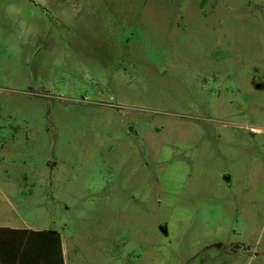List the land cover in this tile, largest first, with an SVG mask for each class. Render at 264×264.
I'll return each mask as SVG.
<instances>
[{"label":"rangeland","instance_id":"rangeland-1","mask_svg":"<svg viewBox=\"0 0 264 264\" xmlns=\"http://www.w3.org/2000/svg\"><path fill=\"white\" fill-rule=\"evenodd\" d=\"M24 224L74 264H264V0H0Z\"/></svg>","mask_w":264,"mask_h":264},{"label":"trees","instance_id":"trees-1","mask_svg":"<svg viewBox=\"0 0 264 264\" xmlns=\"http://www.w3.org/2000/svg\"><path fill=\"white\" fill-rule=\"evenodd\" d=\"M0 264H65L62 235L0 227Z\"/></svg>","mask_w":264,"mask_h":264},{"label":"crops","instance_id":"crops-1","mask_svg":"<svg viewBox=\"0 0 264 264\" xmlns=\"http://www.w3.org/2000/svg\"><path fill=\"white\" fill-rule=\"evenodd\" d=\"M7 228H11V229H15V230L27 229V230H33V231H44L45 230V229L43 230V229L33 228V227L27 226L25 224L23 226H21V227H7ZM45 231H51V230H45ZM62 248H63L64 263L65 264H74V263H72L73 260L72 259L70 260L67 257L66 249H65V246H64V243H63V238H62Z\"/></svg>","mask_w":264,"mask_h":264},{"label":"clouds","instance_id":"clouds-1","mask_svg":"<svg viewBox=\"0 0 264 264\" xmlns=\"http://www.w3.org/2000/svg\"><path fill=\"white\" fill-rule=\"evenodd\" d=\"M19 9H16V8H10V12H16V13H19ZM23 28V25L21 26ZM23 35V32L21 33Z\"/></svg>","mask_w":264,"mask_h":264}]
</instances>
